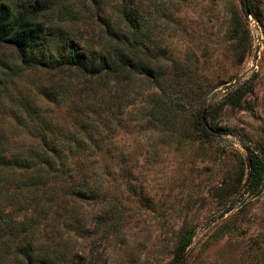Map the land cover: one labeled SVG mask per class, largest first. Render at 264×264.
<instances>
[{"label": "rangeland", "instance_id": "374dc122", "mask_svg": "<svg viewBox=\"0 0 264 264\" xmlns=\"http://www.w3.org/2000/svg\"><path fill=\"white\" fill-rule=\"evenodd\" d=\"M56 1L39 4L67 17L62 27L87 40V55L106 56L109 29L125 22L122 1L65 0L54 13ZM134 1L144 50L114 95L87 115L70 96L42 97L65 129L49 144L72 150L71 176L27 173L10 187V242L69 264H264V179L259 194L244 192L252 158L264 166V0ZM1 52L0 74L17 59ZM158 98L169 104L154 117ZM3 112L4 136L25 137ZM23 146L42 148L28 135ZM83 175L95 197L72 191ZM23 263L19 253L8 264Z\"/></svg>", "mask_w": 264, "mask_h": 264}, {"label": "trees", "instance_id": "16d2710c", "mask_svg": "<svg viewBox=\"0 0 264 264\" xmlns=\"http://www.w3.org/2000/svg\"><path fill=\"white\" fill-rule=\"evenodd\" d=\"M23 1L18 7L15 0H0V54L5 49L17 53V59L13 63H7L0 74V109L6 113L10 107L13 122L21 125L22 131L28 136L39 140L42 148H25L23 145L27 135L6 138L3 131L5 122L8 121L7 114L0 118V235L3 236L0 242V264H8L10 258H16L19 253L23 264H69L56 260L54 254L42 252L32 243H24L23 238L19 239L17 247L12 246L10 239L13 238V220L10 218V203L13 202V189L10 187L24 185L26 179L30 178H26L27 173L35 172L41 177H48L53 170L52 177L62 176L64 179L70 175L68 173L66 176L65 173L70 165L72 150L49 144L54 143L55 137L64 136L61 135V130L65 129H60L59 122L49 114L50 110L52 112L51 104L44 103L42 97L59 102L70 96L76 112L82 110L83 115L95 112L97 105L114 95L113 88H119V84L123 83L124 74L130 76L137 68L138 56L144 50V43L134 30L137 22L134 0H121V14L125 22L117 28L120 32L115 28L109 29L106 56L101 54V50L87 55V40L83 43L81 35L62 27L66 24L67 17L60 13L58 19L50 17L49 6L43 9L39 4L42 0ZM64 1L57 0L56 5L51 6L52 11L55 13L57 5ZM68 15L73 17V14ZM60 36L62 39L59 43ZM73 42L75 45L68 48ZM150 59L151 57L146 61L147 66L153 69ZM111 83L112 86L109 87ZM5 96L14 98V103L5 107L6 104L2 101ZM77 102H81V108H78ZM165 104H169L167 98H158L150 108L151 114L157 117L163 112V107L167 106ZM14 105L17 108L13 110ZM202 129L209 133L207 128ZM11 143L20 148H9ZM83 177L85 175L79 177V183L72 191L76 190L79 197H95L98 193L96 185L91 187L82 183ZM263 179V163L252 158L244 192L254 196L259 194ZM16 231L18 234L19 231ZM194 235L193 228L189 229L183 238V246Z\"/></svg>", "mask_w": 264, "mask_h": 264}]
</instances>
